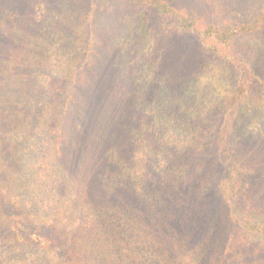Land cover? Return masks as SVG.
<instances>
[{
    "label": "trees",
    "instance_id": "1",
    "mask_svg": "<svg viewBox=\"0 0 264 264\" xmlns=\"http://www.w3.org/2000/svg\"><path fill=\"white\" fill-rule=\"evenodd\" d=\"M127 1L140 21L121 30L127 55L100 91L121 88L128 132L97 140L83 138L82 124L97 85L83 82L95 0H56L28 20L0 8V216L42 236L0 231V264H245V248L264 256V211L248 207L258 169L241 142L258 144L240 133L256 119L264 140V79L240 46L264 31V3L249 21L201 26L172 1ZM143 11L159 18L157 37L194 42L206 59L194 75L157 58ZM197 151L207 175L194 180L186 157Z\"/></svg>",
    "mask_w": 264,
    "mask_h": 264
},
{
    "label": "rangeland",
    "instance_id": "2",
    "mask_svg": "<svg viewBox=\"0 0 264 264\" xmlns=\"http://www.w3.org/2000/svg\"><path fill=\"white\" fill-rule=\"evenodd\" d=\"M180 8L182 12H187L195 17V19L204 26L209 23H216L217 21H249L258 12L261 3L264 0H169ZM4 2V3H3ZM61 5H65L67 0H59ZM5 6L8 9H21L23 17L30 19L31 17H39L44 9H51L55 6L60 7L56 0H2L0 2V8ZM94 7L97 9V28L98 33L95 38L94 51L90 59V63L87 66L84 73L88 77L83 75L84 80L88 83L94 84L97 80V85L91 87L92 92L87 94L85 103V114L83 118V138L91 140H97L100 138H110L112 136L120 137L128 132L127 107L123 106L125 97L122 94V90L119 86H115V90L105 92L100 91L101 85L105 82L110 75L116 73L117 75V61L123 63L124 58L127 55V51L118 50V41H123L121 32L126 30L135 29L138 26L140 19H137V12L135 8L127 0H95ZM54 8V9H57ZM150 21L152 27L153 40H157L159 50L157 58L165 60L170 67L174 65L175 73L177 76L185 75L192 76L196 72V69L200 65L204 64L205 58L200 54L198 48L194 42L187 37H175L165 36L164 38L157 37L156 32L158 25L160 24L159 18L154 12L143 11ZM120 16L123 17V21L119 22ZM122 30V31H121ZM155 31V33H153ZM124 42V41H123ZM131 42L126 39L124 44ZM245 51L244 55L249 59L252 68L255 73L264 79V31L253 35L251 37L244 38L240 42ZM167 59H166V58ZM126 62V61H125ZM201 65V66H202ZM116 66V67H115ZM108 75V76H107ZM112 86H106L107 91ZM84 101H81V104ZM209 120L212 123H216L217 115L215 112H211ZM65 123V131L67 132L70 122L67 120ZM249 123V124H248ZM253 123V124H252ZM68 124V127H67ZM257 124L256 119L244 124L240 129L241 135L245 134L247 141L257 144L264 143L258 134H255V128L253 125ZM261 124H258L260 126ZM247 126V127H246ZM252 129V130H247ZM208 131V130H207ZM74 142L72 138L69 139V144ZM258 145L249 144L248 142H241V146L244 147V151L250 154V160L255 161L254 167L258 169V174L253 183V194L250 197L251 201L248 203V207L264 211V154L256 155L259 150ZM264 149L262 147L260 150ZM248 151V152H247ZM252 157V158H251ZM201 152L197 151L186 157L188 167L191 170L190 174L194 180H198L199 177L206 176L207 168L204 165H200ZM261 181H259V180ZM207 200H209L207 198ZM0 231H12L16 234L29 235L36 240L42 239L41 235L29 232L26 227H23L14 216L9 212L0 216ZM235 242L242 244L240 233H237ZM239 245V244H238ZM246 258L245 264H252L256 259H264L262 253L258 250L249 251L245 248ZM216 256L212 261L213 264H217ZM216 260V261H215ZM215 262V263H214Z\"/></svg>",
    "mask_w": 264,
    "mask_h": 264
}]
</instances>
